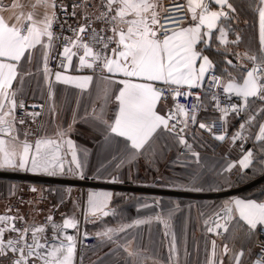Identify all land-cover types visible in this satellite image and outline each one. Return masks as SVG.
<instances>
[{
  "label": "crops",
  "instance_id": "1",
  "mask_svg": "<svg viewBox=\"0 0 264 264\" xmlns=\"http://www.w3.org/2000/svg\"><path fill=\"white\" fill-rule=\"evenodd\" d=\"M81 1L80 13L89 10L90 7L95 8L101 3V0ZM158 2L160 4V0ZM13 3L22 5V8L13 9L11 7ZM229 3L232 4L235 11L225 7L224 10L229 11V17L223 18L221 24L226 31L227 44L220 43V32L217 28L213 30L210 38H205L207 42H199L196 49L202 55L208 56L213 63V68L222 72L226 78L231 73L233 77L240 80L243 74L255 66L254 62L248 59V56L264 55L259 40V14L257 10L259 0H229ZM34 4H36V0H13L9 4L0 3V15H3L9 23H15L16 21L12 17L21 11L25 15L33 12L37 19H42L46 9L40 5L33 8ZM211 9L213 11L219 10V6L213 3ZM56 10L55 8V15ZM49 11L51 10L49 9ZM160 12L161 8L159 15ZM252 16H255L254 19ZM192 24L190 15V22L185 27ZM234 41L236 42L234 43ZM45 43H47L46 40ZM52 50L53 47L48 50L49 57ZM43 51L38 45L33 50L31 62H21L20 76L23 79L21 81L20 76H18L17 80L13 82V90L16 91V100L18 97H25L46 101V111L39 138H50L61 144L60 153L64 163V171L60 173L57 170L55 175L66 176L74 180L72 184L67 186H50L47 188L53 191V198L57 203V208L48 211L47 216L51 215L56 224H62L65 218H73L75 221L79 219L83 200V189L80 183L85 180L106 182L114 179L115 184H146L160 187L176 186L216 190L246 183L264 172L263 154L260 168H256L259 170L257 171L258 174L242 180V173L249 168L241 169L238 162L248 151L253 153V150L247 149L239 154L232 150L226 155L227 144L231 142L230 138L226 140L225 144L222 143L220 151L224 153V157L233 154L239 158L236 162H226L223 167H218L223 156L208 150L209 147L210 149L215 147L214 141L221 142L213 137L212 140L214 141H211L207 136L200 140L201 136L196 134L197 132L194 133V130L189 133V138L193 142L192 151L198 153V158L193 155V152L180 157L178 151L182 144L179 143L176 134L161 129L158 130L151 145L146 146L140 154L131 159L125 151L124 138L107 133L102 122V120L109 122L114 120L118 111V101L115 100V96L123 87L118 81L124 77L120 74L113 76L107 72L94 74L91 69L80 67L79 55L82 54L81 50L77 56L73 57L71 65L59 72L69 76L90 75L93 79L84 89L77 88L74 84L65 85L55 81L54 74L50 77L45 76ZM199 63L198 60L197 67H199ZM55 72L52 71V73ZM105 77H109L111 82ZM133 81L141 82L135 78ZM50 83L52 85L51 95ZM105 89H107V95H105ZM250 99L251 102L247 105L246 110L248 111V129L253 133L254 141L259 145L264 142L256 140L259 126L264 124V112L260 111L264 108V101L259 98ZM170 103L171 100L162 99L157 105V111L161 115H166ZM250 115L254 119H250ZM13 116L15 118L13 135L24 140L25 130L16 121L15 110ZM98 117H102V120ZM233 120L232 117L228 119L229 132L233 129ZM61 132L66 133L63 138L59 135ZM106 135L109 136V139H105ZM68 139L73 142L77 159L81 162L80 171L83 172V178L79 174H74L78 170L72 161L71 151L64 143ZM27 140L34 143L28 139V136ZM128 148L130 150V142H128ZM209 159H211L210 163L206 162ZM122 160L123 163H121ZM253 162L254 154L250 166ZM229 165L235 166L231 170H227ZM204 174H206V184L204 183L202 186L199 182L196 184L194 180ZM188 175L194 176L186 177ZM17 189V182L0 179V205L6 204L15 195ZM91 192L112 194L106 208L109 214L86 225V229L98 237V243L93 248L83 249L79 252L77 249L80 234L78 227L64 229L61 239L65 235H72L75 238L76 252L73 264H209L210 260H213L215 264H235V257L241 252L243 255L240 257V264H250L253 259L256 232L251 231L246 222L240 220L238 215L234 214L229 220L223 219L222 217L225 216L223 209L227 201L236 198L251 199L258 203L264 202V184L250 194L234 195L227 199L210 201L157 197L135 193L127 189H117L108 185L87 188L86 201ZM215 206L217 207L215 208ZM213 208L215 210L209 212ZM217 213H219L220 218L217 217ZM28 214L30 217H35L38 222L40 221L41 214L35 211L33 206L28 207ZM0 216L17 217L14 222L10 223H14L15 227L18 228L20 221L18 216L5 210L0 212ZM137 221L144 222L136 223ZM216 223L224 225L227 231L224 230V227L216 229ZM209 227H212L214 231L209 232ZM49 229L53 231L51 224ZM108 229L113 230L110 233L111 239L104 235ZM260 229L264 230V225H257L255 230ZM173 238L175 239L176 252L170 260V245ZM213 241L216 244L214 257L212 255ZM51 242L58 244L60 240ZM225 245L228 248L227 253L224 251ZM129 252H134L136 255L130 256ZM17 256L18 254L9 251L6 255H0V261L2 264H13V260ZM36 264H41L40 260H37Z\"/></svg>",
  "mask_w": 264,
  "mask_h": 264
},
{
  "label": "snow or ice",
  "instance_id": "2",
  "mask_svg": "<svg viewBox=\"0 0 264 264\" xmlns=\"http://www.w3.org/2000/svg\"><path fill=\"white\" fill-rule=\"evenodd\" d=\"M106 11L101 12L96 19L103 20L110 26L112 35L104 36L101 32L92 29V34L88 41H84L83 36L91 27V23L81 25L73 30L75 38H66L67 43L60 55L63 61L61 67L67 69L74 56L82 50L79 55L80 67L89 69L99 68L101 72H107L113 76L120 74L124 77L118 81L123 85L119 89L115 100L118 101V111L111 122L102 120L107 133L115 134L125 140V151L131 159H134L146 146H150L158 130L176 132L177 124L184 126L176 132V137L180 144L187 145L186 140L180 135L185 131L188 121L196 122V107L189 111L184 105L176 104L174 109H169L166 115H161L157 111V105L162 99H166L164 91H168L173 97L190 95L189 92L181 91L182 88L198 87L204 80L205 74L213 68V63L208 56L197 51L196 45L205 41L206 37H211L213 29H219L220 43L227 44L226 31L222 24V18L228 17V12L224 9L235 11L229 0H187L188 12L191 15L193 24L180 29L179 31L159 33V10L161 5L158 0H101ZM218 5L219 10L213 11L212 4ZM37 5L43 6L46 11L42 19H37L33 12L25 15L23 11L15 14L12 19L15 23L0 15V169L8 168L13 170H28L33 173H46L48 175L57 174L64 171V163L61 158V144L50 138H39L30 143L27 140L29 133L25 132V139L21 140L15 131L14 110L17 107L15 99L16 91L13 90V82L17 80L21 73V62H31L33 50L39 45L44 51L42 53L44 63V74L50 77L54 74L55 81L65 85L74 84L77 88H87L93 77L69 76L61 72L48 68L49 51L53 47L54 33L52 31L55 20V0H36ZM13 9L20 7L17 3L11 6ZM49 9L51 11H49ZM259 40L261 50L264 52V0H259ZM239 37L237 38V40ZM45 40L47 43H45ZM236 41H234L235 43ZM115 47H110L111 45ZM248 59L254 62V67L243 74L240 80L228 74L226 80L213 76L211 83L214 87H222L224 93L234 94L240 97L244 105L247 106L250 98H259L264 101V55H250ZM200 61L197 67V61ZM231 63V61H229ZM30 74V73H26ZM133 78L141 82H134ZM22 81L23 77L20 76ZM106 80L111 82L109 77ZM154 82H160L166 86L160 89L154 86ZM51 83L49 84L51 95ZM107 95V89H105ZM216 98L215 95L213 97ZM199 99V98H197ZM21 107L23 105H20ZM216 107L222 114L220 120L226 123L225 117L229 111L238 112L240 107L232 105L221 107L217 101ZM264 112V108L260 109ZM12 117V119H9ZM178 117L184 119L178 120ZM250 119H254L251 117ZM176 120L177 123L170 121ZM23 123V120L20 121ZM201 129L212 131V127L200 123ZM214 127V124H213ZM245 126L242 124L241 129ZM59 135L63 138L66 133ZM239 134L233 136L237 139ZM223 140L225 137H217ZM105 139H109L106 135ZM257 141H264V124H260L259 133L256 135ZM130 142V150L128 148ZM67 144L71 151L72 161L75 163L77 173L83 178L81 162L77 159V154L73 142L68 139ZM198 158V153L193 152ZM253 153L248 151L239 160L241 169L249 168L252 163ZM124 161L122 160L121 163ZM119 166V165H118ZM235 165H229L227 170H231ZM72 171V169H69ZM33 191L36 189L33 188ZM200 190V189H197ZM112 194L108 192H91L88 195V211L92 215L100 213L107 216L109 213L105 209L111 199ZM225 220H229L233 215H238L240 220L246 222L250 229H256L257 225H264V202L258 203L251 199H233L227 201L223 209ZM220 218L219 213L216 214ZM17 217L0 216V255H6L9 251L18 254L13 260V264H29L30 260H40L41 264H73L76 252V242L72 235H65L61 239L64 229L76 228L77 222L73 218H66L62 224H56L53 217H47L51 224L54 235L51 241L60 240V243H53L48 238L43 237L45 227L18 229L14 222ZM23 219V217H20ZM137 221L136 223H143ZM207 223V221H206ZM224 227L216 223L215 228ZM108 229L104 233L111 239ZM213 232L212 227L208 228ZM6 232H16V238L4 239ZM31 232V242H28L27 235ZM43 241V242H42ZM213 244V257L215 256V241ZM127 250V249H126ZM225 253L228 248L225 245ZM176 252L175 239L170 245V256ZM129 255H136L129 252ZM243 252L235 257V264H240V257ZM209 264H215L213 260ZM255 264H264V259L255 261Z\"/></svg>",
  "mask_w": 264,
  "mask_h": 264
},
{
  "label": "built area",
  "instance_id": "3",
  "mask_svg": "<svg viewBox=\"0 0 264 264\" xmlns=\"http://www.w3.org/2000/svg\"><path fill=\"white\" fill-rule=\"evenodd\" d=\"M12 1L13 0H0V3L9 4ZM160 4L161 12L159 15V25L157 26L160 34H169L171 32L178 31L190 22L187 0H160ZM81 6V0H56L57 10L52 28L54 33V40L52 42L53 50L50 54L48 62L49 68L52 71H61L65 69L61 67V64L62 62H67L63 61V57L60 53H62L63 48L66 46V38H75L73 30L78 29L81 25L91 23V27L83 36L84 41H88L89 36L92 34V29H95L97 32H101V29H104V31L101 32V35H112L109 30L110 26L103 20L96 19L101 12L106 11V8L102 5V3L97 5L95 8L90 7L89 10L80 13L79 10ZM110 47H114V44ZM91 72L94 74L104 73L101 72L99 68L91 69ZM213 76L220 77L222 80L227 79L222 72L212 68L206 73L203 83L199 87L187 88V86H185L181 89V91L190 93L187 97H173L168 91H164L166 99L171 100L168 110L174 109L177 103L184 105L189 111L193 109L194 105H197L195 111L196 122L193 123L189 120L185 131L180 133V135L186 140L187 145L191 146V149L182 144L178 151L180 157L187 156L193 152V142L189 138V133L200 128V123H204L209 127H212L211 132L207 129L203 130H206L213 138L217 139L221 143L225 144L226 140L230 138L231 142L230 144H227L226 155H228L232 150H235L238 153H243L248 147L247 139L250 137L251 132L248 129V120L244 117L247 106L244 105V102L240 97H237L234 94L224 93L222 87H214L211 83ZM154 86L160 89L166 88V86L160 82H156ZM214 95L216 97L215 99L213 98ZM16 101V121L25 130V132L29 133L28 139L30 141H35L40 136L41 125L46 111V101L25 97H18ZM217 101L221 107L238 105L240 110L238 112L229 111L225 117L226 123H222L220 120L222 114L216 107ZM20 105L23 106L21 107ZM203 114H212L213 117L201 120ZM232 116H235L237 121L235 122L232 131L229 132L228 119ZM177 119L182 120L184 118L178 117ZM21 120H23V123H20ZM171 123H177V121H170V124ZM242 124L245 126L243 129H241ZM183 126V124H177L176 132H179V129ZM176 132L171 133L176 134ZM237 134H239V137L233 140V136H236ZM220 135H223L225 138L223 140L218 139L217 137ZM0 179L11 180L18 183V189L15 195L8 202H6V204L2 206L0 205V212L5 210L9 213L15 214L19 218L23 217V219H20L19 221L18 229L35 228L38 227V224L45 227L46 230L42 236L51 239L54 233L49 229L50 224L47 221V213L48 211L55 210L57 208V203L53 198V191L47 188L50 186H67L72 184L74 180L66 176L48 175L46 173L34 174L29 171L13 169H0ZM80 184H82L83 189V200L80 208V217L76 221L80 233L77 242V249L79 252L83 249L93 248L98 243V237L90 233L86 229V225L98 218L106 217L100 213L92 215L88 211L86 201L87 188H97L108 185L117 189H127L135 193L153 195L157 197H172L177 200L193 199L210 201L227 199L234 195L246 194L255 190L264 184V172L246 183L226 189L216 190H197L189 187L176 186L160 187L146 184H115L113 181L105 182L98 180H85ZM33 188L36 190L33 191ZM29 206H33V209L41 214L39 222L35 217H30L28 214ZM250 230L256 232L255 251L253 259L250 263L255 264L256 260L264 259V230ZM17 236L18 234L16 232H6L4 239L7 240L9 238H16ZM27 240L28 242H31V232L28 233ZM37 260H30L29 264H36ZM0 264H2L1 261Z\"/></svg>",
  "mask_w": 264,
  "mask_h": 264
},
{
  "label": "trees",
  "instance_id": "4",
  "mask_svg": "<svg viewBox=\"0 0 264 264\" xmlns=\"http://www.w3.org/2000/svg\"><path fill=\"white\" fill-rule=\"evenodd\" d=\"M254 17L255 16H252V19H254ZM216 69V68H215ZM217 70V69H216ZM219 71V70H218ZM263 103V102H262ZM264 105V104H263ZM247 113H248V111H246L245 112V115H244V117L247 119ZM210 117H213V115L212 114H203L202 115V119L201 120H204V119H207V118H210ZM232 118L234 119L233 120V123L235 124V122L237 121V119H236V117L235 116H232ZM197 132V133H196ZM194 133H196V134H199L201 137H200V140H202V139H205V137L207 136L208 138H209V140H211V141H214V140H212V136L206 131V130H203V129H201V128H198L197 130H195L194 131ZM193 133V134H194ZM197 137H199L198 135H197ZM215 143H216V145H215V147L214 148H212V149H210V147H209V152H211V153H214V154H216V155H222L223 156V160H222V162H220V163H218V167L219 166H221V167H223V165L226 163V162H236L237 160H238V156L236 155H233V154H230L229 156H225L224 157V153L223 152H221L220 151V148H221V146H222V143H218L217 141H214ZM247 144H248V147L246 148V150L248 149H250V150H253V154H254V162H253V164L249 167V169H247L246 170V172H244V173H242V180H245V179H248V178H246V177H252V176H255L256 174H258L257 173V171H259L258 169H256V168H260V162H261V159H262V156H263V154H264V142L262 143V144H259L258 145V143L257 142H255L254 141V135H253V133L251 132V135H250V137H248V139H247ZM218 151H220V152H218ZM237 154H239V153H237ZM210 161H211V159H209V160H206V162H209L210 163ZM200 167H201V164H200ZM192 176H194V175H188V176H186V177H192ZM206 176V174H204L203 176H200L199 178H193V179H196V180H194V182L196 183V182H199V184L202 186L204 183L206 184V181L207 180H205V177ZM203 180V181H202ZM192 183V182H191ZM197 184V183H196ZM261 187V186H260ZM259 188V187H258ZM253 191V190H252ZM252 191H250L249 193H246V194H250ZM217 206H215V208H216ZM215 208H213V209H211L209 212H211V211H214L215 210Z\"/></svg>",
  "mask_w": 264,
  "mask_h": 264
},
{
  "label": "water",
  "instance_id": "5",
  "mask_svg": "<svg viewBox=\"0 0 264 264\" xmlns=\"http://www.w3.org/2000/svg\"><path fill=\"white\" fill-rule=\"evenodd\" d=\"M226 12H228V17H229V11L225 10ZM223 19V18H222ZM215 30V29H213ZM112 181H114V179H112ZM66 219V218H65ZM70 229H73V228H70Z\"/></svg>",
  "mask_w": 264,
  "mask_h": 264
},
{
  "label": "rangeland",
  "instance_id": "6",
  "mask_svg": "<svg viewBox=\"0 0 264 264\" xmlns=\"http://www.w3.org/2000/svg\"><path fill=\"white\" fill-rule=\"evenodd\" d=\"M249 117L251 118V115Z\"/></svg>",
  "mask_w": 264,
  "mask_h": 264
}]
</instances>
